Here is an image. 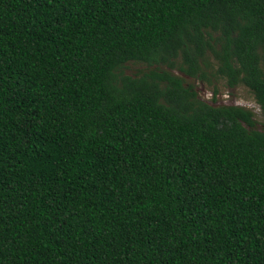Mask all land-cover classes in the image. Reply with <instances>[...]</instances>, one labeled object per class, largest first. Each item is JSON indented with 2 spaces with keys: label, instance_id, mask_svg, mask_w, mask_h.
Here are the masks:
<instances>
[{
  "label": "trees",
  "instance_id": "16d2710c",
  "mask_svg": "<svg viewBox=\"0 0 264 264\" xmlns=\"http://www.w3.org/2000/svg\"><path fill=\"white\" fill-rule=\"evenodd\" d=\"M0 264H264V0H0Z\"/></svg>",
  "mask_w": 264,
  "mask_h": 264
},
{
  "label": "rangeland",
  "instance_id": "374dc122",
  "mask_svg": "<svg viewBox=\"0 0 264 264\" xmlns=\"http://www.w3.org/2000/svg\"><path fill=\"white\" fill-rule=\"evenodd\" d=\"M146 63L141 62H129L124 68L126 74L131 76H139L144 72H148L151 68ZM162 68H167L163 66ZM175 73L183 76L188 83H192L196 86L198 93L202 99L212 102L213 92L215 91L216 100L213 101L217 105H239L253 111L255 119L258 122L257 127H261L262 113L259 105L255 101L253 93L244 85H238L236 87H230L226 80L223 78L213 77L211 82H205L198 79H192L178 70H174Z\"/></svg>",
  "mask_w": 264,
  "mask_h": 264
}]
</instances>
